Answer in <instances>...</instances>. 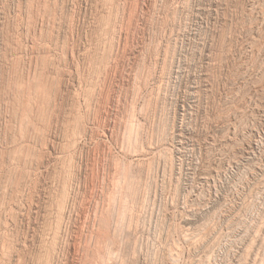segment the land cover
<instances>
[{
    "label": "rangeland",
    "instance_id": "rangeland-1",
    "mask_svg": "<svg viewBox=\"0 0 264 264\" xmlns=\"http://www.w3.org/2000/svg\"><path fill=\"white\" fill-rule=\"evenodd\" d=\"M263 188L264 0H0V264H264Z\"/></svg>",
    "mask_w": 264,
    "mask_h": 264
},
{
    "label": "bare ground",
    "instance_id": "bare-ground-1",
    "mask_svg": "<svg viewBox=\"0 0 264 264\" xmlns=\"http://www.w3.org/2000/svg\"><path fill=\"white\" fill-rule=\"evenodd\" d=\"M162 60H163V59H162ZM28 70L30 71V69H28ZM42 72H43V71H42ZM37 74H38V73H37ZM29 75H30V74H29ZM29 75H28V76H29ZM41 75H42V74H41ZM145 76H146V75H145ZM157 76H158V75H157ZM23 77H24V76H23ZM37 77H38V76H37ZM43 77H44V76H43ZM152 77H153V76H152ZM39 79H40V78H39ZM30 80H31V79H30ZM43 81H44V80H43ZM24 82H25V81H24ZM26 82H27V81H26ZM45 82H46V81H45ZM35 83H36V82H35ZM144 83H145V82H144ZM41 84H42V83H41ZM45 84H46V83H45ZM39 85H40V84H39ZM28 86H29V85H28ZM28 86H27V87H28ZM32 86H34V85H32ZM43 86L45 87V85H43ZM48 86H50V85H48ZM25 87H26V86H24V88H25ZM140 87H141V86H140ZM144 87H145V86H144ZM31 88H32V87H31ZM39 88H40V86H39ZM42 88H43V87H42ZM42 88H40V89H42ZM45 88H46V87H45ZM87 88H88V87H87ZM25 89H26V88H25ZM27 89H29V88H27ZM48 89H50V88H48ZM88 89H90V88H88ZM31 91H32V90H31ZM36 91H37V90H36ZM138 91H139V90H138ZM38 92H39V89H38ZM50 92H51V91H50ZM42 93H43V92H42ZM44 93H45V92H44ZM44 93H43V94H44ZM138 93H139V92H138ZM25 94H28V93H25ZM45 94H46V93H45ZM45 94H44V95H45ZM22 95H23V94H22ZM81 95H82V94H81ZM31 96H32V95H31ZM27 97H29V96H27ZM37 97H38V96H37ZM41 97H42V96H41ZM23 98H24V97H23ZM32 98H33V96H32ZM24 99H25V98H24ZM26 99H28V98H26ZM38 99L40 100L39 97H38ZM89 99H90V98H89ZM27 102H28V101H27ZM97 102H98V101H97ZM30 103H32V102H30ZM30 103H29V104H30ZM26 104H27V103H26ZM46 104H47V103H46ZM31 105H32V104H31ZM40 105H41V104H40ZM44 105H45V104H44ZM40 107H41V106H40ZM28 108H29V107H28ZM86 109H87V108H86ZM30 110H31V107H30ZM26 112H27V111H26ZM29 113H30V112H29ZM24 114H25V113H24ZM25 115H26V114H25ZM27 116H28V114H27ZM82 116H83V115H82ZM32 117H33V116H32ZM24 118H25V117H24ZM27 118H28V117H27ZM27 120H28V119H27ZM130 121H132V120H130ZM29 122H30V120H29ZM128 123H129V122H128ZM129 125H132V124H129ZM129 127H130V126H129ZM138 129H139V128H138ZM138 129H137V130H138ZM135 134H137V132H136ZM135 141H136V140H135ZM135 141H134V143H135ZM68 143H69V142H68ZM75 144H76V143H75ZM67 145H68V144H67ZM136 145H137V144H136ZM249 145H250V144H249ZM138 146H139V145H138ZM136 147H137V146H136ZM250 147H251V146H250ZM129 148H133V147H129ZM138 148H139V147H138ZM141 150H142V149H141ZM133 153H135V152H133ZM129 157H130V156H129ZM129 160H130V159H129ZM114 161H115V160H114ZM116 164H117V163H116ZM125 164H126V163H125ZM116 167H117V166H116ZM118 167H119V166H118ZM103 168H104V167H103ZM119 168H120V167H119ZM121 168H122V167H121ZM114 169H115V168H114ZM116 169H117V168H116ZM262 169H263V168H262ZM117 170H118V169H117ZM125 171H126V170H125ZM126 172H127V171H126ZM121 173H122V172H121ZM121 173H120V174H121ZM111 174H112V173H111ZM120 174H119V175H120ZM126 174H127V173H126ZM101 175H102V174H101ZM103 175H105V174H103ZM107 175H108V174H107ZM148 175H149V174H148ZM120 176H121V175H120ZM123 176H125V175H123ZM107 177H108V176H107ZM145 177H146V176H145ZM112 178H113V177H112ZM127 178H128V177H127ZM118 179H119V178H118ZM118 179H117V180H118ZM91 180H92V179H91ZM144 180H145V179H144ZM110 182H112V181H110ZM117 182H118V181H117ZM115 183H116V181H115ZM115 183H114V184H115ZM106 184H107V183H106ZM110 184H111V183H110ZM112 184H113V182H112ZM117 184H118V183H117ZM95 185H96V184H95ZM101 185H102V184H101ZM107 185H108V184H107ZM63 186H64V185H63ZM66 186H67V184H66ZM120 186H121V185H120ZM122 186H123V183H122ZM126 186H127V185H126ZM97 187H98V184H97ZM114 187H116V186H114ZM260 187H261V186H260ZM123 188H124V187H123ZM130 188H132V187H130ZM111 189H112V188H111ZM263 189H264V188H263ZM66 190H67V189H66ZM109 190H110V189H109ZM121 190H122V188H121ZM121 190H120V191H121ZM67 191H68V190H67ZM129 191H132V190H129ZM115 192H116V191H115ZM260 192H261V191H260ZM103 193H104V192H103ZM111 193H112V192H111ZM129 193H130V192H129ZM136 193H137V192H136ZM69 194H70V193H69ZM108 194H109V192H108ZM112 194H113V193H112ZM261 194H262V193H261ZM60 195H61V194H60ZM101 195H102V194H101ZM115 195H116V194H115ZM115 195H114V197H115ZM61 196H62V195H61ZM102 196H103V195H102ZM106 196H107V195H106ZM112 196H113V195H112ZM124 196H125V195H124ZM63 197H64V196H63ZM89 198H90V197H89ZM98 198H100V197H98ZM111 198H112V197H111ZM125 198H126V197H125ZM109 199H110V198H109ZM114 199H115V198H114ZM66 200H67V199H66ZM110 200L112 201V199H110ZM110 200H109V201H110ZM59 201H60V200H59ZM71 201H72V200H71ZM111 201H110V202H111ZM63 202H64V201H63ZM113 202H114V201H113ZM75 203H76V202H75ZM75 203H74V204H75ZM108 203H109V202H108ZM111 203H112V202H111ZM120 203H121V202H120ZM120 203H118V204H120ZM62 204H63V203H62ZM95 204H96V203H95ZM114 204H115V203H114ZM126 204H128V203H126ZM1 205H2V204H1ZM109 205H110V203H109ZM115 205H116V204H115ZM94 206H95V205H94ZM96 206H97V205H96ZM60 207H61V206H60ZM71 207H72V206H71ZM105 207H106V206H105ZM113 207H114V206H113ZM113 207H112V208H113ZM122 207H123V205H122ZM125 207H126V206H125ZM128 207H129V206H128ZM114 208H115V207H114ZM118 208H119V207H118ZM133 208H134V207H133ZM141 208H142V207H141ZM57 209H58V207H57ZM61 209H62V208H61ZM67 209H68V208H67ZM73 209H74V208H73ZM120 209H121V207H120ZM122 209H123V208H122ZM58 210H60V209H58ZM94 210H95V209H94ZM115 211H116V210H115ZM87 212H88V211H87ZM108 212H109V210H108ZM61 213H62V212H61ZM57 214H58V212H57ZM70 214H71V213H70ZM110 214H111V213H110ZM114 214H115V213H114ZM93 215H94V213H93ZM121 215H122V214H121ZM127 215H128V214H127ZM136 215H137V214H136ZM61 216H62V215H61ZM94 216H95V215H94ZM236 216H237V214H236ZM116 217H117V216H116ZM118 217H119V216H118ZM123 217H124V216H123ZM63 218H64V217H63ZM71 218H72V217H71ZM235 218H236V217H235ZM239 218H240V217H239ZM60 219H61V217H60ZM119 219H120V218H119ZM121 219H124V218L121 217ZM127 219H128V218H127ZM62 220H63V219H62ZM67 220H68V219H67ZM117 220H118V218H117ZM56 221H57V220H56ZM116 222H118V221H116ZM122 222H123V221H122ZM130 222H132V221H130ZM91 223H92V222H91ZM202 223H203V222H202ZM98 224H99V223H98ZM98 224H97V225H98ZM126 224H128V223H126ZM135 224H136V223H135ZM57 225H58V224H57ZM136 225H137V224H136ZM85 226H86V225H85ZM119 226H121V225H119ZM92 227H93V226H92ZM95 227H96V226H95ZM95 227H94V228H95ZM211 227H212V226H211ZM114 228H115V227H114ZM130 228H133V226L130 227ZM64 229H66V228H64ZM117 229H118V228H117ZM117 229H116V230H117ZM121 229H122V228H121ZM213 229H214V228H213ZM257 229H258V228H257ZM86 230H87V229H86ZM261 230H262V229H261ZM69 231H70V230H69ZM119 232H120V231H119ZM122 232H123V231H122ZM122 232H121V234H122ZM126 232H128V231H126ZM254 232H255V231H254ZM254 232H253V233H254ZM259 232H260V231H259ZM48 233H49V232H48ZM87 233H88V232H87ZM80 234H81V233H80ZM255 234H256V232H255ZM52 236H53V235H52ZM52 236H51V237H52ZM112 236H113V232H112ZM119 236H120V235H119ZM201 236H203V235H201ZM258 236H259V235H258ZM247 237H248V236H247ZM255 237H256V236H255ZM263 237H264V236H263ZM263 237H262V238H263ZM92 238H93V237H92ZM200 238H201V237H200ZM204 239H205V238H204ZM86 240H87V239H85V241H86ZM90 240H91V239H90ZM123 240H125V239H123ZM186 240H187V239H186ZM197 240H198V239H197ZM108 241H109V240H108ZM204 241H205V240H204ZM261 241H262V240H261ZM55 242H56V241H55ZM83 242H84V241H83ZM130 242H132V241H130ZM206 242H207V241H206ZM251 242H252V241H251ZM70 243H71V242H70ZM73 243H75V242H73ZM90 243H91V242H90ZM109 243H110V241H109ZM190 243H191V242H190ZM55 244H56V243H55ZM78 244H79V243H78ZM100 244H101V243H100ZM123 244H124V243H123ZM132 244H133V243H132ZM68 245H69V244H68ZM105 245H106V244H105ZM127 245H128V244H127ZM127 245H126V246H127ZM199 245H200V244H199ZM54 246H55V245H54ZM61 246H62V245H61ZM103 246H104V245H103ZM106 246H107V245H106ZM77 247H78V246H77ZM77 247H76V248H77ZM130 247H132V246H130ZM135 247H136V246H135ZM135 247H134V248H135ZM73 248H74V247H73ZM109 248H110V247H109ZM109 248H108V249H109ZM248 249H249V248H248ZM248 249H247V250H248ZM251 249H252V248H251ZM121 250H122V249H121ZM135 250H136V249H135ZM245 250H246V248H245ZM247 250H246V251H247ZM261 250H262V249H261ZM74 251H75V250H74ZM82 251H83V250H82ZM87 251H88V250H87ZM95 251H96V250H95ZM108 251H109V250H108ZM117 251H118V250H117ZM117 251H116V252H117ZM112 252H113V251H112ZM134 252H135V251H134ZM55 253H56V252H55ZM86 253H87V252H86ZM118 253H119V252H118ZM121 253H122V252H121ZM128 253H129V252H128ZM136 253H137V252H136ZM73 254H74V252H73ZM93 254H94V253H93ZM109 254H110V253H109ZM119 254H120V253H119ZM123 254H124V253H123ZM248 254H249V253H247L246 255H248ZM250 254H251V253H250ZM88 255H89V254H88ZM88 255H87V257H88ZM205 255H206V254H205ZM262 255H263V254H262ZM84 256H85V255H84ZM98 256H99V255H98ZM101 256H102V255H101ZM101 256H100V257H101ZM120 256H121V255H120ZM124 256H125V255H124ZM209 256H210V255H209ZM258 256H259V255H258ZM260 256H261V255H260ZM40 257H41V256H40ZM85 257H86V256H85ZM87 257H86V258H87ZM91 257H92V256H91ZM91 257H90V258H91ZM113 257H117V256H113ZM80 258H81V257H80ZM88 258H89V257H88ZM101 258H102V257H101ZM101 258H100V259H101ZM121 258H122V257H121ZM206 258H207V257H206ZM248 258H249V257H248ZM75 259H76V258H75ZM100 259H99V260H100ZM253 259H255V258H253ZM103 260H104V259H103ZM117 260H118V259H117ZM246 260H247V259H246ZM60 261H61V260H60ZM238 261H239V260H238ZM243 261H244V260H243ZM38 262H39V261H38ZM38 262H37V263H38ZM107 262H108V261H107ZM244 262H245V261H244ZM250 262H251V261H250ZM34 263H35V262H34ZM65 263H66V262H65ZM105 263H106V262H105ZM121 263H122V260H121ZM238 263H239V262H238ZM60 264H61V263H60ZM76 264H77V263H76ZM90 264H91V263H90ZM97 264H99V263H97ZM243 264H244V263H243ZM262 264H263V263H262Z\"/></svg>",
    "mask_w": 264,
    "mask_h": 264
}]
</instances>
